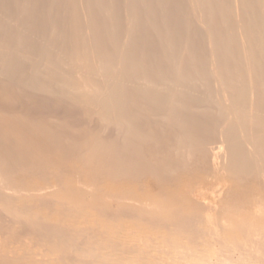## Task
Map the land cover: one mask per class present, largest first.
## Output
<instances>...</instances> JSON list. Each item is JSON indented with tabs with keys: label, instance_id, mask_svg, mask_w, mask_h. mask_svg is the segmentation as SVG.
Listing matches in <instances>:
<instances>
[{
	"label": "bare ground",
	"instance_id": "bare-ground-1",
	"mask_svg": "<svg viewBox=\"0 0 264 264\" xmlns=\"http://www.w3.org/2000/svg\"><path fill=\"white\" fill-rule=\"evenodd\" d=\"M194 1L204 3V9L199 11L197 4L198 19L192 18L208 33V0ZM227 1L223 19L232 25L224 39L233 47L222 51L223 46L217 45L235 68H226V62L224 69L214 62L219 48L214 50L212 43L213 56L204 57L211 60L205 63L210 70L202 64L204 70L199 72L195 66L194 72L174 66L169 78L163 79H174L175 86L170 80L158 83L146 70L134 74L125 60L96 62L95 48L85 52L74 46L55 61L51 44L37 52L32 41L30 47L28 42L22 44L23 35L17 36L22 46L2 48L5 40L0 39L2 85L14 78L7 73L11 71L7 63L20 55L22 61L37 63L24 82L27 89L37 87L41 95L56 84L66 102L77 105L51 109L20 87L0 90V264H264V0ZM88 23L91 20L87 31L93 29ZM52 60L59 72L46 82L43 78ZM102 68L105 83L102 75L92 76ZM86 70L87 75H79ZM206 71H211L208 76L216 93L215 98L207 96L208 102L221 114L212 115L211 110L207 115L200 109L199 123L192 124L194 114L183 111L190 102L186 108L175 96L184 82L196 81ZM127 76L174 92L165 102L158 98L160 103L135 99L133 91L127 93L130 90L118 83ZM132 94L139 101L128 100ZM193 171L216 184L210 189L206 180L197 181L185 193L168 197L144 183L146 178L170 183L178 173ZM26 176L40 179L26 184ZM122 180L130 184L117 190L107 187ZM227 180L257 185L245 196L233 198L224 194Z\"/></svg>",
	"mask_w": 264,
	"mask_h": 264
},
{
	"label": "rangeland",
	"instance_id": "rangeland-1",
	"mask_svg": "<svg viewBox=\"0 0 264 264\" xmlns=\"http://www.w3.org/2000/svg\"><path fill=\"white\" fill-rule=\"evenodd\" d=\"M80 1H82V2H80ZM208 1H209V3H208ZM208 1H206L207 5H208L207 8L210 7V9L209 8L207 9V10H209V13L207 12V14L209 16L208 15L207 16L211 20V21L209 20V24L211 23L210 24L211 28H209V26H210L209 24L207 25L208 26L207 28H209V30L211 29L208 32L209 34L206 31H202L203 29L201 27L198 28L199 27V25L197 23L198 21H196L198 19L197 14H199V12L196 10V8L198 6L199 7L201 6L200 9H202V10L199 9V11H203L204 7H202V5L204 3L202 5L197 3L198 4V6H197V4H195L197 1H194V0H189V2H191L192 4L189 3L188 0H139V1L138 0H131V1L130 0H57V1L56 0H0V11H1L0 12V39L5 40V43H4L2 48H6V47H10V46L12 47V46L18 44L17 38L19 37V35H23L22 41L24 43H22V41H21V43L23 45H25L28 42L27 44L30 47V44L32 41L34 45L33 44H31V45L34 46V49L37 52H38V50H41V49L44 50L48 44L49 45L51 44L50 45L51 46L50 47V50H51L50 54L52 55V59H54L55 61H56L57 55L62 56L65 53L68 54L69 52H66L65 50L70 51L72 48H74V46H78L79 49L84 50V51L90 50L91 48H95L96 49L95 55L97 56L96 62L100 58L101 59L102 58H105V59L108 58L109 60L112 58L111 62L113 61L112 63H115V64H118L119 61L121 63L123 60H125V61H123L124 64H127V65L134 67V69L132 70L134 72V74H135V72H138V71L140 72L141 70L143 73H145L144 71L146 70L147 71L146 73L150 74L151 77H153L154 79L157 78L156 80L159 81L158 83H160V82L161 83H164V82L167 83V81H168V83H170V81H171L170 84L175 86L176 84H175V82H173V81H175L174 79H172V80L163 79V78H169L170 74H172V69H173L172 67L179 66L178 68L184 69L183 71H187L186 69L188 68L189 72L190 71L194 72L195 68L199 67V69H197V72H199L202 70L200 67V64H202V65H205L204 66L205 70H207L209 68L208 67L209 65L205 64V63H208L209 61H211L209 59L213 56L212 52L214 50H218V48H219L218 45L223 46V48L225 47L228 51H231L230 49L233 47L232 44H229L230 43L229 41H226L224 39L225 38L224 33L226 31H228L227 28H229V25H230V27L232 25L230 20H229L230 22H228V20L225 21L223 19V18H225V13H223V12L226 10V8H224V5H227L228 1L227 0H222V1L221 0H208ZM193 2H195V3H193ZM203 2H205V1L203 0ZM210 3H213V4L210 5ZM187 4H189V5H187ZM175 5H177V6H175ZM134 6H136V7H134ZM163 7H165V8H163ZM139 8H140V10H139ZM134 9L136 10V12ZM191 9H193V10H191ZM221 9H223V10H221ZM30 10H33V12H31ZM218 10H219V12H218ZM194 12H195V14H194ZM221 12H222V15H221ZM152 13H153V15H152ZM214 14H216V15H214ZM203 15H206V14H203ZM192 16H194V19H196V20H194L192 18ZM212 16H215L216 19H214V17H212ZM85 17H86V20H85ZM87 19H88V21L91 20V23L90 24L88 23L89 25L93 24V25H91L93 29L92 30L90 29L89 31H87V27H86V24L88 22ZM221 19H222V22H221ZM215 21H216V23H215ZM217 21H219V22H217ZM141 22L144 24H142ZM165 22H167V23H165ZM225 22L228 23V26L225 24ZM136 23H138V24H136ZM195 23H197V25H195ZM219 23H220L219 26L223 28V31H222V29L220 31V27L218 26ZM156 25H158V26H156ZM165 25H167V26H165ZM215 25H216V27L218 26L219 28L218 27L216 28ZM94 26L96 29H94ZM142 26H144V27H142ZM196 26H198V27H196ZM212 26H214V27H212ZM153 27H155V28H153ZM103 29H105V30H103ZM159 30H160V32H159ZM190 30H192V31H190ZM215 31H216V34H215ZM183 32H184V34H183ZM221 32H223V34H221ZM178 33H179V35H178ZM216 35H218V36H216ZM219 35H220V37H219ZM221 37H223V39ZM206 38H207V41L209 39V41H208V43L210 42L209 44L207 43ZM180 39H181V41H180ZM217 39H218V41H217ZM141 41H143V42H141ZM77 42H79V44ZM205 43H207V44H205ZM212 43L215 45V47H214V50L211 53H209L212 50V47L214 46ZM18 45L20 46L21 44H18ZM216 45H217V47H216ZM230 46H232V47H230ZM200 47H201V49H200ZM161 48H162V50H161ZM202 48H205V49H202ZM210 48H211V50H209ZM223 48L221 47V49L219 48V50L217 51V54L219 53L218 54L219 58H218V61H214V62L215 63L218 62L221 67L228 64L227 65L228 67L225 66L226 68H229V66H230L229 64H231V66L232 65L234 66V63H232L233 60L231 59L232 62L230 61V59L227 60V58L229 56H226V55L224 56L222 54V51L226 50L225 48L224 49ZM182 49H184V50H182ZM204 51H206V52H204ZM220 51H221V57L224 56L222 58L220 57ZM107 52H109V53H107ZM175 53L177 56L175 55ZM206 53L208 55H206ZM217 54L215 53L214 55H216V57H217ZM193 55H194V57H193ZM201 56H203V57L201 58ZM204 57H210V58H208V60H206V58H204ZM12 59L13 60L11 62L7 63V66H9V70H11L7 73L11 74L10 77L12 76L14 78L13 79L9 78V76H8L9 74H7V73L5 75L3 74V76L6 77V79L7 78L10 79V80L8 79L10 81V84H4L3 83V85H2L1 84L2 82H0V85H1L0 90H4V88L5 89L14 88L15 89V88L20 87V89L25 90V92L27 93L26 96L31 97L32 100L34 97H36L37 99H39L42 103H45L46 106L51 108V109H55L58 107L60 109L64 105H67L69 107L77 106V105H73L70 103L68 104L66 102V100L62 97L63 95H61L57 92L56 88H58V86L56 84L53 85L51 83L52 84L51 85L49 83L51 85L49 87L50 89L48 88L46 90L47 93L43 91V93H45V94L41 93V95H40V93H38V91L40 92V90L37 87H32V88L27 89L28 86H27V84L25 85V83L28 82L27 80L31 77V74L33 73V69L35 66H37V63L31 59L29 60L30 62L28 60L22 61L20 55L19 56L16 55L14 58L12 57ZM91 59H92V57L90 56V60ZM54 60H52L53 63L50 64L46 69V71H47L46 77L43 78L44 80H46V82L50 81L53 78V76H55V74H57L59 72V69L54 64L55 63ZM201 60H202V63H201ZM174 61L175 62L178 61V62L175 63ZM182 61H184L183 62L184 64L182 63ZM185 61L187 64L185 63ZM187 61H190V62H187ZM221 62L223 65L221 64ZM226 62H227V64H226ZM228 62H230V63H228ZM130 63H133L134 65H132ZM168 63H169V65H168ZM13 64H15V65H13ZM219 64H218V69L220 68ZM206 65H208L207 68H206ZM105 66L103 65V68L107 69V67L105 68ZM164 66L166 68H164ZM194 66H195V68H194ZM97 67H99V66H97ZM189 67L192 69H190ZM225 67H222V68L226 69ZM103 68L100 69L101 71L98 74L96 72L95 74H92V76L96 77L98 75L97 77H99V74H100V76L102 74L104 75L105 70H103ZM120 68H121V65H120ZM202 68H203V66H202ZM231 68L234 69L235 67L234 68L231 67ZM81 69L83 70V68H81ZM114 69H117V68L114 67ZM114 69H110V70L115 71ZM65 70H67V71L68 70L69 71H71V70L79 71L80 69H78V68L77 69H71L70 67H66ZM208 70H210V68ZM219 70H222V69L220 68ZM14 71H15V73H14ZM87 72H88L87 70H86V72L82 71L81 74L79 73V75L85 76V75H87L86 74ZM206 72L204 73L203 76L199 73L202 77H200L199 79H196V81L184 82L181 85L183 87L182 89L181 88L179 89V87H181V86L177 85L179 92L177 91V94L175 96V100L178 98L177 102H180L182 100L180 103L182 104L184 102L185 105L190 102L189 103L190 105L187 104L189 108H187V105H186L187 109H183V111L184 112L189 111L190 115L192 114V116L194 114V116L190 120L191 122L193 121L192 124L194 123V121H195V124L199 123L198 122L199 120H197V119L201 118L203 112H205V114H207V115L212 114V115H216V116L218 113H220V112H218L219 110L215 107V104L212 105V103H210L212 101L208 102V100H210L212 97L215 98L216 93H214L215 92V86H213L214 84L212 83L213 78H211V74H209V76H208V73H211V71H209L207 73ZM161 73H163V74H161ZM25 74L27 76H25ZM75 74H76V76H78V73H75ZM157 74H158V76H157ZM104 76H103V79L106 78ZM150 76H149V79L151 78ZM127 77L128 78L124 77V80L120 79L118 81V83L120 82L119 85L120 86L122 85L124 89L127 88V90H130V91L126 90L127 93L131 94L132 93L131 91H133L135 99L137 98L141 101L148 100L150 98V100H148V102H151L152 99H156V100H158L157 102L160 103L161 98H163V101H164L169 97L168 94H171L174 92V91L171 92L170 89L168 90V89H164V88L162 89L163 91L162 90L159 91L158 89H155L157 87H155L154 84H152L151 82L149 83L148 81L145 82L143 80H141V82H140V80L135 79V77H131V76H130L131 78L129 76H127ZM203 77L204 78L207 77V79H210V78L211 79L210 80H207L206 78L202 79ZM200 79H202V80H200ZM99 80L101 81L102 77ZM134 80H135V82H134ZM102 81H104L103 83H105L106 79L102 80ZM198 81H200V82H198ZM204 82L208 83V84H206L207 86L204 85L205 84ZM194 83H195V85H193ZM186 84H187V86H186V88H184L185 87L184 85H186ZM210 86H211V88H210ZM23 88H25V89H23ZM167 90H168V92H167ZM205 90H207V91H205ZM186 92H187V94H186ZM201 92L204 94H202ZM144 93H146V94H144ZM182 93H184V94H182ZM190 93H192V94H190ZM210 93H213L214 95L210 94ZM38 94H39V96H38ZM133 94L129 97L127 95L128 100H130V97H131L132 101H134V102L139 101V100H133V98H134ZM137 94L138 95L140 94V95L138 96ZM140 96H141V98L144 97V100L140 99ZM151 96H153V98H151ZM155 96L157 98H155ZM188 96H189V98H188ZM198 96H199V98H198ZM202 96H204V97H202ZM207 96L210 99H208ZM158 98H160V99H158ZM205 98H207V99H205ZM156 100H153V101H156ZM125 101L128 102L127 100H125ZM141 101H140L139 105H143V102H141ZM205 101H207V102H205ZM126 102H125V104H126ZM146 103H147V101L144 102V106ZM203 104H204V106H203ZM191 105H192V107H191ZM197 105L201 106V108ZM195 107L197 109L199 108V110H197ZM200 109H203L204 111H202ZM201 111H202V113H201ZM209 111H211L210 112L211 114H208ZM195 112H196V114H195ZM195 115H197V116H195ZM206 125L208 127L211 125V123H209V124L207 123ZM29 177H31V176H29ZM29 177H27V176L24 177V179H25L24 182L26 184H35L40 179L36 176H35L36 178L33 176H32L33 178L32 177L29 178ZM174 179L170 183L164 182V183H158L157 184V183L153 182L151 179L146 178L144 183L148 187L150 186V188L155 190L156 192L164 193L168 197L169 196L172 197L174 194L178 195V194L185 193L190 184L196 185L197 181H205L206 180L204 178L203 174H200V172L196 173V171L195 172L193 171L192 173L180 172L176 175V177H174ZM127 181L128 180H122L120 182L111 183V184H108L107 187L109 189H112V190H117L123 186H126L127 184H130V182L129 181L127 182ZM133 184L136 185L137 183L134 182ZM215 184L216 183H214V181H212V180H210V181L206 180L204 182V185L210 189ZM256 185L257 184L255 182H252V181L246 182V183H239V182H236L235 180H227L226 183L223 184V189H224V194L227 193V194L231 195L233 198L237 197V196L241 198L242 196H245L249 192L254 191L256 188Z\"/></svg>",
	"mask_w": 264,
	"mask_h": 264
}]
</instances>
